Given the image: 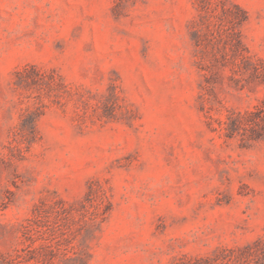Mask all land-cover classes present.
I'll return each mask as SVG.
<instances>
[{"label":"rangeland","instance_id":"rangeland-1","mask_svg":"<svg viewBox=\"0 0 264 264\" xmlns=\"http://www.w3.org/2000/svg\"><path fill=\"white\" fill-rule=\"evenodd\" d=\"M0 264H264V0H0Z\"/></svg>","mask_w":264,"mask_h":264}]
</instances>
